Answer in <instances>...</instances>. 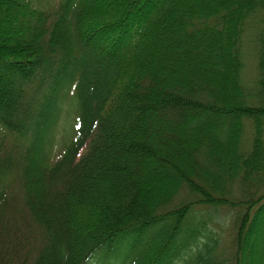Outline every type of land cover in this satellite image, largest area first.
I'll return each mask as SVG.
<instances>
[{
	"label": "trees",
	"instance_id": "trees-1",
	"mask_svg": "<svg viewBox=\"0 0 264 264\" xmlns=\"http://www.w3.org/2000/svg\"><path fill=\"white\" fill-rule=\"evenodd\" d=\"M0 264H264V0H0Z\"/></svg>",
	"mask_w": 264,
	"mask_h": 264
},
{
	"label": "rangeland",
	"instance_id": "rangeland-1",
	"mask_svg": "<svg viewBox=\"0 0 264 264\" xmlns=\"http://www.w3.org/2000/svg\"><path fill=\"white\" fill-rule=\"evenodd\" d=\"M249 71H251V69H250V67H249V69H248Z\"/></svg>",
	"mask_w": 264,
	"mask_h": 264
}]
</instances>
